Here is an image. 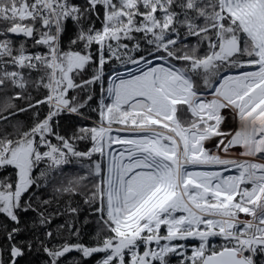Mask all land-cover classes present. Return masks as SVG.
<instances>
[{
  "label": "snow or ice",
  "instance_id": "snow-or-ice-1",
  "mask_svg": "<svg viewBox=\"0 0 264 264\" xmlns=\"http://www.w3.org/2000/svg\"><path fill=\"white\" fill-rule=\"evenodd\" d=\"M69 20L77 31L64 50ZM0 23V93L18 90L0 104V121L28 111L34 119L15 138L0 134V169L15 170L14 180H0V214L12 222L5 228L8 257L0 249V264H16L33 247L16 241L23 230L19 212H35L36 222L47 226L62 214L48 206L65 195L73 221L80 211L73 198L82 196L101 227L92 246L79 242L74 222L60 226L67 236L58 230L63 242L51 247L54 234L44 232L39 243L47 264H61L73 251L82 258L102 254L96 264H168L170 255L182 257L179 264H256L264 254V0H0ZM10 35L47 51L15 47ZM190 37L197 43L183 42ZM202 45L207 51L200 55ZM113 60L137 65V73L104 88L105 65ZM90 66V78L80 79ZM25 69L42 73L34 83L47 90L42 99L27 93ZM96 84L106 92L94 109L96 125L60 135L57 118L80 114ZM76 90L87 91V99L70 97ZM223 110L238 116L234 132L221 130ZM212 138H219L216 152L205 147ZM82 140L91 143L87 151L77 149ZM236 146L242 159L230 156ZM73 161H87V172L54 187L52 199L34 203L32 193L23 200ZM86 181L92 182L87 191ZM214 237L223 243L210 245ZM190 238L199 245L188 255L177 241Z\"/></svg>",
  "mask_w": 264,
  "mask_h": 264
},
{
  "label": "trees",
  "instance_id": "trees-1",
  "mask_svg": "<svg viewBox=\"0 0 264 264\" xmlns=\"http://www.w3.org/2000/svg\"><path fill=\"white\" fill-rule=\"evenodd\" d=\"M76 3H83V0H74ZM102 19V17H101ZM0 25H4L0 23ZM95 25L97 28L101 26L100 20L95 21ZM77 31V25L74 21H66L65 24V31L61 37V47L64 50H68L70 47V41L75 37ZM14 41V46L19 47L21 43H24L26 49H33V48H40L46 50L43 46H34V42L32 40H26L24 38H11ZM127 42V41H125ZM186 44L194 45L197 43L196 38L190 37L183 41ZM73 50H79V46H72ZM143 47L147 48L146 44ZM207 51L206 45L201 46L200 55H203ZM93 52H95V46L93 47ZM144 52L138 53V55H144ZM131 64H122L119 61H110L108 64L105 65V80H104V88L107 83L108 77L112 73L119 72L125 69L127 66ZM94 66H90L84 71L80 79H89ZM41 72L32 70L29 71L27 69L24 70V75L26 79H28L31 83L27 89V93H30L35 99H42L46 94L47 90L40 88L37 89L34 86L35 81L41 75ZM79 82V80L77 81ZM14 91L10 89L7 93H0V104L3 103L5 96L13 95ZM87 91H71L69 96H76L80 102H83L87 99ZM92 99L88 101L87 105L80 110V114H70V113H62L58 118V127L56 131L60 133V135L70 137L74 132H76L81 127H93L99 120V115L97 111L94 109L98 108V105L103 98V92L101 91V87L99 84L92 86L91 89ZM34 102V101H33ZM18 107H25L26 102L22 100L14 101ZM48 108L47 105L43 106L40 109L41 119L44 115L47 114ZM7 115V113H4ZM187 119H190V116H186ZM186 119V120H187ZM34 123L33 113L32 111L17 113L14 117H9L8 121H0V134L5 132L12 133L13 138L16 137L17 128L20 131H26L31 128ZM53 143H56L55 139L53 138ZM77 149L80 151H86L91 147V143L88 140L78 141ZM98 156H95L94 159H98ZM46 167L44 163H42L37 169L34 170V174L39 176L41 170ZM87 161L80 162V161H73L71 164L65 165L62 169H58L55 172L50 173L49 181L45 183L43 180L40 181L41 188H33L30 193L25 194L23 200L25 202L28 201V198L32 193H35L33 196V201H36V197L40 199H52L55 197L54 187L59 186L61 182H66L68 179L78 176L84 175L87 172ZM5 178H9L14 180L15 179V170L13 167L9 166L7 168L0 169V180H4ZM87 188L85 191L91 188V181H86ZM67 196H60L56 197V200L53 201L48 206V211H59L60 215H55L50 224L47 226H40L36 222L37 213L29 210L28 212H19L20 220H21V228L23 229L19 234H17L16 241H32L33 247L31 250L25 249V254L22 257L16 258V264H47L48 257L47 254L44 253L40 247L39 241L45 239L44 232L52 231L54 237L49 244L51 247L52 244H59L62 243L63 240L56 236L58 230L62 233L63 236H67V232L60 229L61 225H67L69 222H74L75 227L80 229V237L79 242L92 246L94 244V237L99 231L101 225L99 223V217L97 214L94 213L92 208L89 205L84 204V198L82 196H76L73 198V206L79 205L80 211L77 217H75L73 221V217L71 214L66 213L64 211L65 203L67 201ZM56 201H59L57 203ZM35 225V227H34ZM12 226V222L5 217L3 214H0V249H4L3 256L7 260L8 252L6 250V246L8 244L7 239L5 238V228L7 227L9 230ZM72 243L77 242L75 237L71 240ZM216 243L214 245H221L223 240L219 237H216ZM191 251H188V255ZM100 254H94L92 257L82 258L81 254L77 251H73L66 255L65 258H62L61 264H69V262H75L77 260L80 261V264H93ZM256 259V264H264V254H258ZM181 258L180 257H168V264H179Z\"/></svg>",
  "mask_w": 264,
  "mask_h": 264
},
{
  "label": "rangeland",
  "instance_id": "rangeland-1",
  "mask_svg": "<svg viewBox=\"0 0 264 264\" xmlns=\"http://www.w3.org/2000/svg\"><path fill=\"white\" fill-rule=\"evenodd\" d=\"M131 65H133V64H131ZM133 66H135V67H131V68H129V69H127V68H125V70H126V72H124V73H121V74H115V78H117V77H127L128 76V74L129 73H133V74H136L137 73V67L138 66H136V65H133ZM124 70V71H125ZM234 71H239V69H236V70H234ZM117 76V77H116ZM114 79V78H113ZM104 97H106V95L104 94L103 95V98ZM186 114L185 113H181L180 114V118L182 119V120H186L187 118H186ZM238 129V126H237V128H236V130ZM114 134H116V133H114ZM119 135H128V133H118ZM210 140H208L206 143H205V146H208V148L207 149H210L211 150V148H212V150L211 151H213V152H215V149H216V145L215 146H210L209 144H210V142H209ZM113 148L114 149H117L118 148V146H116V145H113ZM235 149L237 148H239V146H236V147H234ZM234 148H233V150H234ZM235 154H238V155H240V153H235V152H230V156H232V155H235ZM209 170H212V169H209ZM164 234H166V229H164L163 227H162V229H161V235H164ZM216 237H214V238H210V245H214L216 242ZM177 243H182V244H184L185 245V249H186V251H187V253H188V251H191V249H192V247L193 246H198L199 245V240L198 239H192V238H190V239H188V240H186V241H177ZM189 255H191V253H189ZM101 257H102V254H100L99 256H98V258H97V260H99V259H101ZM171 257H180V256H177V255H171ZM180 258H182V257H180ZM96 260V261H97ZM96 261L93 263V264H96Z\"/></svg>",
  "mask_w": 264,
  "mask_h": 264
},
{
  "label": "bare ground",
  "instance_id": "bare-ground-1",
  "mask_svg": "<svg viewBox=\"0 0 264 264\" xmlns=\"http://www.w3.org/2000/svg\"><path fill=\"white\" fill-rule=\"evenodd\" d=\"M222 115L225 117V119H224L223 123L221 124V130L225 131V132H228V131L234 132L236 130L237 126L240 125L238 116H236L231 110H223ZM218 140H219V138L210 139L209 145L215 146L217 144ZM205 147L208 148V146H205ZM211 150H212V148H211ZM216 151H217V149H215V152ZM242 151L243 150L237 149V148L236 149L234 148V150L231 149V152H235V153H241ZM220 154L223 155V153H220ZM231 158L242 159V157L238 154L232 155Z\"/></svg>",
  "mask_w": 264,
  "mask_h": 264
},
{
  "label": "built area",
  "instance_id": "built-area-1",
  "mask_svg": "<svg viewBox=\"0 0 264 264\" xmlns=\"http://www.w3.org/2000/svg\"><path fill=\"white\" fill-rule=\"evenodd\" d=\"M2 27H5V25H0V28H2ZM9 38H12V37H10L9 36ZM19 39V38H18ZM30 53H37V52H40V53H43V52H45V51H47V49L46 50H43V49H40V48H33V49H27ZM134 65V64H133ZM133 65H129V66H127L126 68L127 69H129V68H131V67H135V66H133ZM131 66V67H130ZM137 66V65H136ZM129 67V68H128ZM126 69V70H127ZM9 70L11 71V70H14V69H12V68H9ZM125 69H123V70H121V71H119V72H116V73H112L109 77H108V79H107V82L109 81V80H111V79H113V78H115V74H121V73H124V72H126V70L124 71ZM117 77V76H116ZM107 87V83H106V86H105V88ZM106 95V92H103V95ZM240 127V125H238V128ZM238 149H241V150H243L241 147H239ZM87 151V150H86ZM231 174H235V170L233 169V170H231ZM241 218L242 219H244V218H246L245 216H244V214H241ZM247 254V253H246Z\"/></svg>",
  "mask_w": 264,
  "mask_h": 264
},
{
  "label": "water",
  "instance_id": "water-1",
  "mask_svg": "<svg viewBox=\"0 0 264 264\" xmlns=\"http://www.w3.org/2000/svg\"><path fill=\"white\" fill-rule=\"evenodd\" d=\"M10 37H13V38H24L22 35L21 36L10 35ZM28 40H30V39H28Z\"/></svg>",
  "mask_w": 264,
  "mask_h": 264
},
{
  "label": "flooded vegetation",
  "instance_id": "flooded-vegetation-1",
  "mask_svg": "<svg viewBox=\"0 0 264 264\" xmlns=\"http://www.w3.org/2000/svg\"><path fill=\"white\" fill-rule=\"evenodd\" d=\"M141 251H143V248H141Z\"/></svg>",
  "mask_w": 264,
  "mask_h": 264
}]
</instances>
